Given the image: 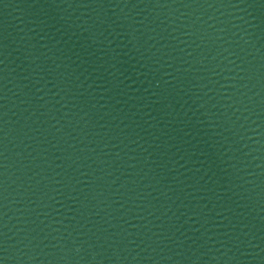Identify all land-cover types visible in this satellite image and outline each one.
Segmentation results:
<instances>
[{
	"label": "water",
	"instance_id": "1",
	"mask_svg": "<svg viewBox=\"0 0 264 264\" xmlns=\"http://www.w3.org/2000/svg\"><path fill=\"white\" fill-rule=\"evenodd\" d=\"M264 70V0H0V176L119 140Z\"/></svg>",
	"mask_w": 264,
	"mask_h": 264
}]
</instances>
